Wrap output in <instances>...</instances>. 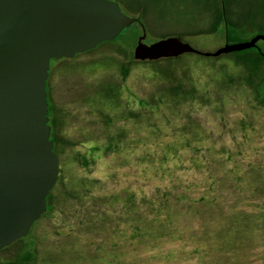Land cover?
Returning a JSON list of instances; mask_svg holds the SVG:
<instances>
[{
  "label": "trees",
  "instance_id": "obj_1",
  "mask_svg": "<svg viewBox=\"0 0 264 264\" xmlns=\"http://www.w3.org/2000/svg\"><path fill=\"white\" fill-rule=\"evenodd\" d=\"M167 1L170 3L164 4L165 6L171 5L176 0ZM180 1L182 2V0ZM113 2L118 4L122 12L124 9L128 13V17H135L138 21L121 30L114 39L98 43L92 50L75 54L71 58L51 59L52 62L83 61L84 58L92 61L99 56L100 51L109 48L111 54H119L124 57V61L119 64L118 69L122 78H126L130 68L135 64L153 65L152 68L157 69L156 67L160 64L174 60V58L149 61L132 60L130 49L133 47L137 35L142 32L141 29L147 35L150 32L148 31L149 25L153 28L156 25H171V30L174 31L170 34H175L174 37L180 41H183L182 38L186 36L209 34L207 31L195 34L192 28L184 25L182 9L178 8L177 12H174L176 18L171 16L158 18L153 15L155 12L150 8L149 3L144 0H115ZM155 2L158 1L155 0ZM177 2L173 4V7ZM262 9L264 10V7ZM244 18L240 9L238 11L234 6L228 9L225 2L220 0L218 16L215 19L224 29L225 39L234 37L254 23L257 26L264 25V19L259 20L254 17L252 21H246ZM169 20L170 22H168ZM127 38H132L130 46L125 45ZM259 42L256 41L248 49L221 53L213 60L236 61L240 76L248 75L246 80L254 86L250 89V95L253 93L252 99L258 106H264V51L262 52L257 46ZM187 54L198 55L193 52ZM235 56H242L247 62L240 60L243 64L236 60ZM245 66L248 67V70ZM259 77L260 79L255 80ZM252 79H254L255 85L251 81ZM47 80L45 81L46 120L52 152H54L58 163L57 179L45 198V211L32 223L28 231L47 212L54 213L57 206L55 201L61 191L71 193L70 188L66 189L67 185L63 177L60 176L58 157L55 153L56 140L53 136L56 132L49 112ZM137 83L140 86L151 88L150 91L152 90V94L147 99L145 97L148 94H137L144 102L143 105H139L138 113L141 114L151 110L160 113L163 109L159 108L165 105L163 102L165 95L168 99L185 96H189L192 100L202 98V94L191 87L192 80L188 79L187 82H181V80L163 79L160 75L155 77L151 75L138 78ZM179 83H182L184 87H178ZM134 95L137 98V95ZM117 96H115L116 99H118ZM113 97L111 93L105 100H115ZM252 99L250 98L246 103L248 110L252 103H255ZM98 103H94L93 113L98 118L108 119L97 107ZM248 110L240 112L242 119H248ZM161 114L163 115V113ZM168 117L165 116V121L170 124L171 117ZM180 124L178 130L188 132L191 126L197 125V122L183 117ZM56 135L58 138V134ZM239 135L241 137H237L238 139L230 137L233 143L229 149L220 150L219 148L195 156H193L194 140L189 136L181 137L180 140H174V138L166 140L162 144H165L164 147H161L166 148V151L158 149L156 142H152L151 150L144 151L143 156L138 159L133 158L127 161L119 159L115 155L117 159H114V156L109 157V160L110 158L112 160V167L107 171V180L113 182L116 177L109 170L127 165L131 170L132 178H135L133 181L137 188L136 192L130 187H126L121 191L111 188L105 192L94 193L90 187L94 189L97 180L86 178L88 182H83L84 188L88 184L90 187L82 189L81 195L84 196V201L83 204L81 203L83 207L81 214L78 216V213L74 212L77 214L73 220L70 219L71 224L68 225L64 222L57 228L59 237L68 240L77 229L82 228L75 233L77 235L75 240L81 243L83 249L91 248L93 253L92 257L91 255L88 257L75 252L76 255L78 254L77 258L74 256L78 264H85L87 262L85 259L88 258L90 264H245L246 261L252 263L256 260L264 264V152L262 151L264 148L258 144L243 148L241 145L246 136L243 133ZM202 136L200 141L203 138H209L205 135ZM252 138L255 141L260 140L262 143L264 133H253ZM218 140H221L220 137H212V141ZM179 143L184 145V151H180L179 145L181 144ZM131 144L135 146L134 143ZM198 145L196 144V146ZM98 146H100L98 152L101 151V155L108 157L110 152L117 149L118 145L100 143ZM83 155L78 156L85 159ZM88 159L91 161L93 158L89 157ZM85 163L87 165L88 161L86 160ZM194 165L197 167L196 169H194ZM178 172L181 173L180 176H178ZM211 210L222 215L223 220L218 218L216 222L221 223L220 221H222L225 224L223 229H229L226 234H222L220 230L215 233L209 232L206 225L201 226L202 230H199L197 214L208 215L207 212ZM66 218L63 217L68 221ZM63 230H66L64 234ZM216 240L218 244L214 245ZM100 259L105 261L102 262ZM81 260H85V262ZM61 261L64 262L66 259L63 260L62 257ZM0 264L16 263L12 261Z\"/></svg>",
  "mask_w": 264,
  "mask_h": 264
},
{
  "label": "rangeland",
  "instance_id": "obj_2",
  "mask_svg": "<svg viewBox=\"0 0 264 264\" xmlns=\"http://www.w3.org/2000/svg\"><path fill=\"white\" fill-rule=\"evenodd\" d=\"M144 1L149 3L150 8L155 12L153 15L158 18L165 16L176 18L174 14L179 8L183 10L184 25L192 28L195 34L209 32L208 35L204 36L191 35L182 38L184 43L201 53L213 52L224 44L246 42L255 35L264 36V25L257 26L254 23L234 37L225 39L224 29L215 19L218 16L220 0H182V2L176 0L178 2L175 7L173 4L176 1L169 6L167 5L170 2L167 0ZM223 1L228 9L233 8V6L238 11L240 9L246 21H252L254 17L259 20L264 19V10L262 9L264 0ZM159 2H161L160 5ZM122 10L125 15L128 14L124 9ZM208 21L210 23L204 24ZM148 31L150 32L145 34L142 41L145 45L166 37L176 36L170 34L174 30H171V25L166 26V24L156 25L154 28L149 25ZM140 35L141 33L137 37ZM135 41L136 39L134 43ZM258 41L260 42L257 46L263 52L264 41ZM131 44L132 38H127L125 45L130 46ZM132 46L134 47V44ZM133 47L130 49L131 53ZM110 51L109 48L100 51L99 56L92 61L84 58L83 61L63 63L52 62L51 60L49 62L46 76L48 77V106L54 130L59 138L54 134L53 138L56 140L54 148L58 157L60 176L63 177L67 185L66 189L70 188L71 193L61 191L56 198L57 201H55L57 206L54 213L47 212L27 232L25 237L16 239L11 244L0 248V263L14 261L16 264H78L74 256L77 258L79 254L88 257L91 255L92 257V249H83L81 243L75 240L77 236L75 233L82 228L77 229L70 236V240L60 238L57 228L64 222L68 225L71 224L70 219L73 220L77 213L80 216L83 208L81 203L83 204L84 201V196L81 195L82 189L85 190L86 187L87 189L90 187L88 184L84 188L83 182H88L86 178L97 180L94 189L90 187L94 193L105 192L111 188L115 191H121L126 187H130L136 192L137 188L133 181L135 178H132L131 170L127 165L109 170L116 177L113 182L107 180V171L112 167L111 158L109 160L111 156L115 155L119 159L127 161L133 158L138 159V157L143 156L144 151L151 150L150 144L152 142H156L158 149L166 151V148V150L161 148L164 147L165 144H162L166 140L170 138L171 140L172 138L180 140L181 137L189 136L194 140L193 156H195L219 148L220 150L229 149L233 143L230 137L238 139L237 137L240 138L239 134L242 133L246 136L241 145L243 148L257 144L264 148V139L261 143L260 140L255 141L252 138L253 133H264V106H258L252 99L253 93L250 95V89L254 86L246 80L248 75L240 76L236 61L230 59L217 61L213 60L214 57L211 56L204 57L199 54L184 53L180 54L181 56L178 58L175 57L174 60L160 64L156 67L157 69L152 68L153 65L135 64L130 68L128 76L122 78L118 66L124 61V57L119 54H111ZM235 57L239 62H242L240 60L247 62L242 56ZM245 65L247 66L246 63ZM246 69L248 70V67ZM151 75L154 77L160 75L163 79L181 80V82H187V79L192 80L191 87L201 93L202 98L192 100L189 96H185L168 99L165 95L163 97L165 105L159 108L160 110L163 109L162 111L159 110L160 113L153 110L145 114L138 113L139 105H143L144 102L137 94H148L145 97L147 99L152 94V90L138 85L137 79ZM257 79L260 77L255 80ZM179 86L184 87L182 83H179ZM111 93L113 98L118 95V99L105 100ZM134 94L137 95V98ZM250 98L255 103H252L248 110L246 103ZM255 99L257 98L255 97ZM96 102H99L97 107L108 119L98 118L93 113ZM246 109L249 113L248 119H242L240 112ZM165 116L171 117L170 124L165 121ZM183 117H187L192 122L196 121L197 125L191 126L188 132L178 130ZM188 126L190 127V125ZM201 127L203 128L201 129ZM201 135L209 138H203L200 141ZM212 137H220L221 140L214 142ZM100 143L117 144L118 146L116 150L110 152V156L104 157L101 155V151L98 152ZM131 143H134L135 146H132ZM179 144H181L179 145L180 151H184V145ZM196 144L200 145L196 146ZM262 151L264 152V149ZM81 154H84L83 156L88 161L87 165L86 160L81 159L82 156H78ZM89 157L93 159L90 161ZM196 168L194 165V169ZM194 172L196 173L195 170ZM218 172L220 171L218 170ZM180 175L181 173L178 172V176ZM74 212L77 213L74 214ZM207 213L208 215L197 214L199 230L201 226L206 225L209 232L215 233V231L220 230L222 234H226L229 231L227 228L223 229L225 224L222 221H220L221 223L216 222L222 215H218L212 210ZM63 217H68L66 218L68 221ZM65 231L63 230V234ZM199 243L203 245L200 241ZM216 244H218L217 240L214 245ZM75 252L78 254L76 255ZM61 255L63 260L66 259L65 263L61 261ZM70 255L71 258H69ZM85 260L81 261L90 264L89 258ZM245 264L261 263L256 260L252 263L246 261Z\"/></svg>",
  "mask_w": 264,
  "mask_h": 264
},
{
  "label": "water",
  "instance_id": "obj_3",
  "mask_svg": "<svg viewBox=\"0 0 264 264\" xmlns=\"http://www.w3.org/2000/svg\"><path fill=\"white\" fill-rule=\"evenodd\" d=\"M137 21L111 0H0V248L26 236L57 179L46 120L50 60L92 50ZM141 31L132 60L216 57L264 41L255 35L201 53L175 37L145 45Z\"/></svg>",
  "mask_w": 264,
  "mask_h": 264
}]
</instances>
